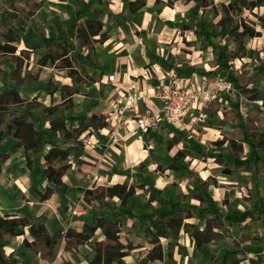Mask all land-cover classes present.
Segmentation results:
<instances>
[{
  "label": "rangeland",
  "instance_id": "obj_1",
  "mask_svg": "<svg viewBox=\"0 0 264 264\" xmlns=\"http://www.w3.org/2000/svg\"><path fill=\"white\" fill-rule=\"evenodd\" d=\"M42 1L45 7L35 18L43 29L24 23L20 31L30 33L36 44L54 54L63 55L64 49L68 51L63 44L54 42L53 37L57 33L69 34L75 47L61 61L42 66L23 44H10L12 50L8 53L0 50V92L6 88L15 89L25 104L33 107L34 113L46 121L64 112L66 127L71 131L86 116L94 113L104 114L110 119L112 105L118 98L114 91L124 79H129V82H124V89L134 83L138 90H142L140 85L145 83L148 89L154 90L145 94L154 103L157 99L153 94L158 93L162 83L177 82L184 90L202 89L204 86L211 90L218 80L230 82L222 77L209 80L201 74L211 70L209 61L215 54L210 48L202 50L198 44V15H202V20L208 24L207 33L220 49H233L235 44L225 31L233 29V23L229 21L232 19L231 0H209V6L202 10L189 0H92L94 14L90 19L100 22L103 28L90 42H83L78 36V29L85 28L86 23L79 15L77 0ZM236 28L246 32L241 43L247 55L241 61H235L234 65L237 69L245 65L251 75L256 76L255 84L250 86L258 92V99L253 104L264 111V2L253 11L245 10ZM127 58L135 67L130 76ZM93 61L102 65V69L97 68L104 74L101 83L90 80L94 73ZM68 64L70 67L65 68ZM122 68H127V71ZM110 75L115 77L117 88L106 82ZM61 93L67 94L65 100ZM223 94L220 88L214 93L218 98ZM226 94L230 100L234 98L232 90ZM247 102L241 101L243 105ZM72 105L79 107L80 114L76 115ZM227 106H231L230 102ZM48 108L55 110L56 114H47ZM202 112L203 107L199 105L180 130L169 129L170 132L158 137L137 133L132 138L125 139L124 136L114 144L110 135L102 132L104 129L93 136L84 133L81 137L84 155L78 159L75 156L71 158V169L65 175L70 192L62 195L54 191L49 202L41 200L40 192L46 191L41 174L32 175L27 166L28 155L31 154L17 147L12 134L3 131L0 134V153L7 158L1 163L0 218L7 217L10 212L13 213L10 218H20L27 210L40 216L57 238L50 251L36 241L27 228H18V231H24L21 239L32 240L31 243L36 241L29 250L23 242H12L16 256L25 254L19 259L21 264H88L96 254L89 241L97 242L103 253L109 252V242L102 231H90L97 225L93 222L95 218L115 222L121 227L118 237L123 248L120 253L126 255L122 264H133L140 252L153 247L152 237L138 232L137 227L124 217L123 211L129 209L151 214L155 203H150V185L157 195L164 198L173 197L178 201L180 195H184L192 204L202 208L218 203L228 216L239 215L236 221H224L220 228L214 229L218 233L217 240L200 249L184 232L160 240L164 257L152 264H210L212 254L222 263L226 251L233 249L236 240L250 248L247 260L241 264L264 261V251L257 256L251 248L264 247V240H251L256 231L260 239H264L263 227L249 218L237 223L253 209L258 196L256 180L264 192V128L262 143L257 145L255 142V156L261 169L254 174L251 150L246 148L245 157L241 160H230L228 145L217 144L223 139L217 129L219 120L206 118ZM242 112L245 115L246 109ZM107 125L105 129L108 130L109 122ZM43 126L47 129L50 125L44 122ZM58 136L50 133L47 139ZM58 139L60 141L62 137ZM179 151L191 153L190 157L183 159V164L206 181V186L195 188L186 171L175 172L171 168L172 158ZM212 151H216L221 161L208 156ZM224 169H231V175L225 174ZM115 186H125L124 200L118 196L109 197ZM17 207L20 210H12ZM188 222L195 228L205 227L198 219ZM245 225L249 226L248 230ZM79 234L87 235L89 241L81 242ZM13 239L4 235L0 240V243H5L3 251L6 256V245Z\"/></svg>",
  "mask_w": 264,
  "mask_h": 264
},
{
  "label": "trees",
  "instance_id": "obj_2",
  "mask_svg": "<svg viewBox=\"0 0 264 264\" xmlns=\"http://www.w3.org/2000/svg\"><path fill=\"white\" fill-rule=\"evenodd\" d=\"M196 4L199 10L209 6V0H189ZM264 0L256 2H247L245 0H231L229 4L230 14L233 23V29L226 30L228 38L235 44V48L225 51L220 49L217 44L211 40V36L207 33L208 24L202 20V15H198L199 36L198 43L202 50L212 49L215 56L209 61L211 70L201 73L209 80H215L218 77L226 78L230 81L234 88V98L231 100L227 94H223L220 98L211 100L206 107L203 108L202 114L209 119H218L217 129L221 132L223 139L217 144L224 146L228 145L230 160H241L245 157V150H251V164L254 166V174H258L261 166L255 156L254 149L258 144L262 143L264 128V111L257 105L253 104L258 99V92L250 89L251 85L255 84L256 76L251 75L249 69L243 65L237 69L234 62L241 61L247 55L246 48L242 45L241 39L246 32H240L238 22L242 19L245 10H254L260 6ZM93 2L90 0H77L79 15L84 18L86 27L78 29V36L83 42H90L93 37L97 36L102 31V24L90 16L94 14ZM45 7V2L42 0H0V50L7 52L12 50L10 44H23L36 58L39 59L42 66H46L49 62L56 63L67 55L75 46L71 41V36L67 33H57L54 38L55 43L63 44L68 48L64 49V54H54L47 51L44 46L36 44L30 33L25 34L19 28H22L24 23H31L39 30L43 28L39 21L35 18L36 14ZM134 12V11H133ZM229 13V12H227ZM254 36V35H251ZM2 44H4L2 46ZM82 65L84 63H81ZM65 66V68H69ZM83 68V67H82ZM94 73L90 80L94 83H101L103 72L98 69L102 68L101 63L93 61ZM98 68V69H97ZM72 77V76H71ZM67 94L61 93L62 99H66ZM248 102L243 105L241 101ZM231 106L228 107L227 103ZM76 115L80 114L79 107L72 105ZM246 109V114L243 115V110ZM47 114L54 116L55 110L47 109ZM49 115V116H50ZM221 115V117H220ZM107 116L100 113H94L86 116L79 126L75 129H67L66 116L64 112L60 116L49 120L42 119L34 113L33 107L27 106L21 99L15 89H4L0 92V134L6 131L12 134L14 140L17 141V147H22L28 155L27 166L34 175L41 174L47 183L45 193L41 194L43 200L49 199L56 189L66 194L69 187L63 182V177L71 169L72 157L76 159L84 155V145L81 137L84 133L95 135L100 130L107 128ZM44 122L49 123L47 129L44 128ZM57 133L62 140L58 138L47 139L48 134ZM151 136L158 137V133ZM256 142V144H255ZM258 142V143H257ZM72 144V145H70ZM64 146H68L65 147ZM199 153H203L199 151ZM33 158L31 159V157ZM191 153L187 151H179L171 162V168L177 171H186L187 176L195 186L200 188L206 186V181L187 166L183 164V159L190 157ZM209 157L221 161V157L212 151ZM7 156L0 153V174L2 172L1 163L6 160ZM224 173L231 175V169H224ZM49 185L53 186L50 187ZM257 190V199L254 203L250 214L237 223L243 222L249 218L253 223H259L264 229V192L259 186V181L255 182ZM152 191L150 203H155V207L151 214L136 213L132 210H124V217L131 223L133 227H137V231L143 234H148L152 237L153 247L150 250L142 251L135 260L134 264H152L155 261H161L164 257V249L160 240L169 237H176L181 232L189 234L194 240L197 247L202 246L217 240L218 233L214 229L220 228L224 221L231 222L239 219V215L228 216L222 205L212 203L207 207L194 205L191 200L184 195H180V199L176 201L173 197L164 198L155 193V188L150 185ZM111 196L125 198V186H115L110 190ZM124 200V199H123ZM198 219L204 223V229L195 228L188 221ZM96 227H91L90 231L95 232L100 229L105 238L109 242V252L103 253L101 246L94 243L95 256L89 264H122V259L126 256L120 253L123 248L120 244L118 235L121 232V227L115 222H107L104 219H96ZM18 228H28L31 234L36 236L37 241L44 243L48 248L53 247L56 242L52 241L45 225L38 218L25 216L23 218H10L9 216L0 218V240L4 235L9 238H15L24 235V231H18ZM247 230L249 226L245 225ZM255 241H263L259 237V233L252 234ZM81 242L89 241V237L84 234H79ZM26 246H30L25 242ZM5 243H0V264H16V261L11 256L4 254ZM257 252V256H261L264 247H251ZM250 248L245 247L241 241L233 242V249L226 251L225 258L221 263L216 255L210 256V264H241L247 260ZM253 251V252H254ZM258 264H264V261H258Z\"/></svg>",
  "mask_w": 264,
  "mask_h": 264
},
{
  "label": "built area",
  "instance_id": "obj_3",
  "mask_svg": "<svg viewBox=\"0 0 264 264\" xmlns=\"http://www.w3.org/2000/svg\"><path fill=\"white\" fill-rule=\"evenodd\" d=\"M107 83L117 88L113 75L107 77ZM216 84L211 90H206V86L184 90L177 82L162 83L158 93L153 94L158 103H147V98L133 86L123 94L115 91L114 96L118 94V98L112 105L110 119H107L109 129L104 130L114 144L123 139L122 133L125 131L133 136L137 133L152 135L161 131L170 132L171 129L178 131L191 119L199 105L204 108L211 100L218 98L214 93L219 88L225 94L230 90L233 94L235 92L230 82L218 80Z\"/></svg>",
  "mask_w": 264,
  "mask_h": 264
},
{
  "label": "crops",
  "instance_id": "obj_4",
  "mask_svg": "<svg viewBox=\"0 0 264 264\" xmlns=\"http://www.w3.org/2000/svg\"><path fill=\"white\" fill-rule=\"evenodd\" d=\"M87 1H89V0H87ZM91 2H93L92 0H90ZM128 60H126V63H127V65H128V74H129V76H130V73L132 72V69H134L135 67H132L131 66V62H130V59L129 58H127ZM127 68H124V70L125 71H127ZM102 69V68H101ZM122 70H123V68H122ZM123 70V71H124ZM108 77V76H107ZM125 78H126V76H125ZM130 78V77H129ZM127 79H128V77H127ZM126 81V79H124V81H123V83L119 86V88L116 90L117 92H119L120 94H123L124 93V91H126V89H124V87L123 86H126V84L124 83ZM128 82H129V79L127 80ZM126 81V82H127ZM106 82H107V80H106ZM109 84V83H108ZM132 84V86L137 90V91H140L146 98H147V96L145 95L147 92L149 93V92H151V91H153L154 92V90H150V89H148L147 87V85L145 84V83H143V85L141 86L140 85V87H142V90L140 89V90H138V85H134V83H131ZM110 85H112V84H110ZM115 86H117V85H115ZM112 87H114V85H112ZM114 93H115V91H114ZM151 94V93H150ZM116 96H118V95H116ZM147 102L148 103H153V101L152 100H148V98H147ZM102 132H104L105 134H107V131H105V130H103ZM163 133H166L165 131H161L160 133H159V135H161V134H163ZM122 135H124L126 138L125 139H127V138H132V137H134L133 135H132V133H128V132H123L122 133ZM107 136V135H106ZM145 136H147V135H145ZM31 172V171H30ZM32 175H34V174H32ZM39 175V174H38ZM42 176V175H41ZM42 178H43V176H42ZM63 182L65 183V184H67L66 183V181H65V176L63 177ZM43 182L45 183V189L47 188V183H46V181H45V179L43 178ZM50 187H53V186H51V185H49ZM67 186L69 187V189H68V191L66 192V194H68L69 192H70V186L67 184ZM55 191H58L60 194H62V195H66V194H64V193H62L60 190H58V189H56ZM45 192V191H44ZM44 192H40V194H43ZM54 195H52L49 199H45V200H43V199H41L42 201H51L52 200V197H53ZM20 207H17V208H13L12 210L14 211V210H16V209H18V210H20L19 209ZM23 210V209H22ZM21 210V211H22ZM26 212V214L23 216V217H25V216H29V217H34V218H38V219H40L41 221H42V223L45 225V227H46V229H47V231H48V234H49V236H50V238H51V240L52 241H55V242H57L56 240H57V238H55L54 236H53V232L52 231H50L49 230V228H48V226H47V223L45 222L44 223V221L42 220V218L40 217V216H38V215H32L31 213H29V211H25ZM9 215H7V216H11V214H13V213H8ZM23 217H20V218H23ZM14 218H18V217H14ZM96 219L97 218H95V219H93V222L94 223H96ZM28 229V228H27ZM29 230V229H28ZM30 232V231H29ZM31 233V232H30ZM34 238H35V240L37 241V238H36V236H34L33 234H31ZM4 238V237H3ZM8 241V240H7ZM31 241L32 240H30V242L28 241V239H24V238H22L21 239V237L19 236V237H15L12 241H8V244L6 245V248H5V253L7 252V256H11L15 261H16V264H21V262H20V258L23 256V257H25V254L24 255H22V256H16L14 253V249L13 248H15V247H12V242H14V243H16V242H18V243H20V244H22V242H23V246L24 247H26V249L27 250H29V249H32V245L36 242V241H34V243H31ZM25 242H27L30 246H26L25 245ZM33 242V241H32ZM40 242V241H39ZM13 243V244H14ZM42 243V242H41ZM94 243H96L95 241H89L88 242V244H90V245H92L93 246V248H94ZM48 250H52L53 249V247H51V248H48L44 243H42ZM25 249V248H24ZM26 249H25V251H26ZM17 250H19V249H16V251ZM22 259V258H21ZM137 259V258H136ZM135 259V260H136ZM93 260V259H92ZM135 260H134V262H133V264L135 263ZM89 264V263H88Z\"/></svg>",
  "mask_w": 264,
  "mask_h": 264
}]
</instances>
